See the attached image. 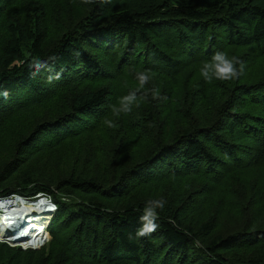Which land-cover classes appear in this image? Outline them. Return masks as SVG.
Here are the masks:
<instances>
[{
  "label": "trees",
  "instance_id": "16d2710c",
  "mask_svg": "<svg viewBox=\"0 0 264 264\" xmlns=\"http://www.w3.org/2000/svg\"><path fill=\"white\" fill-rule=\"evenodd\" d=\"M54 3L0 0V199L44 194L58 210L63 254L37 264H264V0ZM217 52L243 62L238 79L205 80ZM139 71L138 106L119 111ZM38 156L66 176L15 179ZM200 181L208 218L199 200L185 210ZM153 197L159 227L139 237ZM0 264L25 256L0 250Z\"/></svg>",
  "mask_w": 264,
  "mask_h": 264
},
{
  "label": "rangeland",
  "instance_id": "374dc122",
  "mask_svg": "<svg viewBox=\"0 0 264 264\" xmlns=\"http://www.w3.org/2000/svg\"><path fill=\"white\" fill-rule=\"evenodd\" d=\"M34 1L37 2L38 4L42 5L45 9H53V7L55 6V3H54L55 0H34ZM256 72H257L258 78L259 79L262 78L264 76V66L257 67ZM60 155H62V154H60ZM42 158H43V156H38L33 161L29 162L28 164H25V166H22V165L18 166L19 172H15V174H17L15 176L16 177L15 179H19L23 175H27V174H32L35 177H38V175H39L41 177V179L44 180L46 183L54 185L56 183V181H58L59 179H62L63 177L66 176L63 169H60V168H58V170L61 171L60 175H54L52 172L50 164L47 162V159L50 157H47L45 159H42ZM7 163L8 162H6L5 158L0 155V169H2V167H4ZM72 167L75 168V172L80 171V165L79 166L70 165L68 170H67L68 173L72 172ZM90 168H92V165H88V169H90ZM12 173H13V171L10 173V176H12V178H13L14 175H12ZM91 173L93 175L95 174V172L93 170L91 171ZM200 186L205 188L207 192L205 190H197L196 189V192H198L200 195L194 194V195L190 196L192 198L190 200L186 201L185 210H190L191 207L193 206L194 200H199L200 204L198 206H196L197 212L204 213L203 217L208 218V217L212 216L214 212L217 211L218 207L216 206V202L214 201V198L216 199V197H213L209 193L208 187L210 185L207 182L200 181ZM134 194L138 195L140 198L144 197L143 195L140 194V192H134ZM159 197H161V196H159ZM21 198H23V200H30V202H34V201H37L38 199H40L41 201H43L44 204L49 205L48 209H46L44 211L37 209L34 212H32L30 215H28V218H30L32 216V214H34L36 212H43L45 217H49L47 220L49 222H48V225L46 227V230L43 233H40V237L44 236L41 239V245L42 246L35 248V245H32L34 240L23 241L24 239H20V238L7 240V239H3L0 235V250L3 251L4 253H6L7 258L13 259L17 255H20V256L24 255L25 256V264H37L38 261L43 257L47 258L51 255L52 257L55 258L57 255H62L63 254L62 250L60 248H57L56 246H54L52 244V237L49 233V227L51 225L52 219L55 216V213L58 211L55 201L50 197H46L44 194H38V195H34V196L21 197ZM153 198L155 199V197H153ZM67 201H68V199H67ZM37 217H40V216L37 215L36 218ZM4 219L5 218H3L0 221H4ZM23 227L24 226H22L20 229L22 230ZM14 228L15 227L8 228L7 233L10 234V233L16 231ZM24 230H25V228H24ZM27 230H29V228H27ZM39 230L41 231L42 227L40 229L36 230V232Z\"/></svg>",
  "mask_w": 264,
  "mask_h": 264
},
{
  "label": "clouds",
  "instance_id": "9594fccd",
  "mask_svg": "<svg viewBox=\"0 0 264 264\" xmlns=\"http://www.w3.org/2000/svg\"><path fill=\"white\" fill-rule=\"evenodd\" d=\"M34 63L37 68L42 66L39 61H35ZM244 70H245V66L243 62L239 60L238 58L234 56L229 58L226 53L217 52L213 55L210 62L204 63L203 68L201 69V73L203 77L205 78V80L209 82H211L213 78L218 79V80H223V81H230V80L238 79L243 74ZM136 78L139 81V88L136 89L135 91L130 92L128 95L123 96L120 99L119 111L128 112L131 110V106L133 104H137L138 106L137 92L143 89L144 86L151 79L148 71L137 72ZM151 94H152L153 99H158V98L163 99L162 97H160L159 90L157 88H153L151 90ZM139 99H146V96L140 97ZM13 196H18V195H13ZM165 203L166 202L162 198L149 200L146 203L143 209V214L141 216L142 226L137 231V236L139 237L147 236L148 234L154 232L159 227L157 223V220L159 218L157 210L158 209L163 210L165 207ZM24 217H28V216H24ZM24 217H22L20 221H24ZM20 221H18L17 223L18 225L21 224ZM45 230L46 228L43 229V232ZM20 231L21 229L18 231V233L16 232V234H14L13 237L20 238V239H26V238H23L24 236H26L24 232H23L24 234L23 237L20 236L21 235ZM27 238H31V236ZM23 241H26V240H23Z\"/></svg>",
  "mask_w": 264,
  "mask_h": 264
},
{
  "label": "bare ground",
  "instance_id": "6f19581e",
  "mask_svg": "<svg viewBox=\"0 0 264 264\" xmlns=\"http://www.w3.org/2000/svg\"><path fill=\"white\" fill-rule=\"evenodd\" d=\"M23 205H24V208L23 209L16 207V208H13V210L11 212L0 214V220H2L3 218H5L4 221H1V226H0L1 228H3L1 230V233H0V235H1V237L3 239H7V240L17 239L16 237H13L14 235H11V234L7 233V229L8 228H7L6 223L11 222L14 219V216H15L16 213L24 212V210H28L31 207L30 205L29 206H25L26 204H24V203H23ZM41 205H42V203L40 204V206ZM42 207L44 209V208L49 207V205L44 204V205H42ZM1 208H2V203H0V209ZM41 211H44V210H41ZM35 215H36V213L32 214V216H35ZM48 218L49 217H44L43 216V212H41L40 217L38 219H35V220H33L31 222V224H33V225L29 228V230H27V228L29 227V225H27L26 227H24L25 228V231L26 230L27 231H31L29 235L24 236L26 238L24 240H26V241L34 240L32 245H35V248L42 246L41 245V239H42V237H44V236L40 237V234H39L40 230L37 231V233H36V230L40 229L43 226H44V228H46L47 225H48V222H49V221H47ZM23 235H24L23 232H21V236H23ZM30 236H31V238H27V237H30Z\"/></svg>",
  "mask_w": 264,
  "mask_h": 264
}]
</instances>
